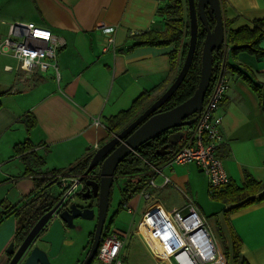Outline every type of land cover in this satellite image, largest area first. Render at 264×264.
I'll use <instances>...</instances> for the list:
<instances>
[{
	"label": "crops",
	"instance_id": "1",
	"mask_svg": "<svg viewBox=\"0 0 264 264\" xmlns=\"http://www.w3.org/2000/svg\"><path fill=\"white\" fill-rule=\"evenodd\" d=\"M220 4L225 30L252 27L255 20L264 18V0H220ZM160 7L158 0H0V43L9 23L30 21L65 41L57 53V74L54 70L8 74L12 71H5V65V75L0 68V167L6 162L10 165L0 168V210L2 202L17 207L27 203L34 191L32 176L24 173L21 157L14 153L15 144L30 139L32 151L44 161L37 168L39 173L65 170L110 139L109 117L130 108L144 92L153 97L170 85L175 75L170 74L169 52L174 46L136 45L135 40L147 31L164 29ZM260 47L264 48V38ZM239 71L260 85L264 94V56L244 51L233 56L227 50L228 89L218 109L223 139L217 154L229 181L238 186L245 174L264 180V105ZM26 113L36 120L29 133L23 123ZM182 139L174 141L176 149ZM145 171L148 181L151 174ZM162 172L170 183L163 185L159 175L155 187L147 188L146 182L143 189L152 195L159 189L174 191L167 187L174 185L192 193L197 186L195 175L207 180L192 163L164 166ZM130 192L126 193L129 199L133 197ZM137 203L127 211L132 212ZM154 204L168 211L185 206H169L157 199L145 210ZM218 204L208 213L196 206L207 220L223 264H235L234 239L240 241L242 258L250 264H264V201L235 210L231 209L236 204ZM16 222L10 214L0 223V264L9 260L6 248L15 238ZM68 244L69 240L63 242Z\"/></svg>",
	"mask_w": 264,
	"mask_h": 264
},
{
	"label": "built area",
	"instance_id": "2",
	"mask_svg": "<svg viewBox=\"0 0 264 264\" xmlns=\"http://www.w3.org/2000/svg\"><path fill=\"white\" fill-rule=\"evenodd\" d=\"M169 0H158L160 6ZM105 31L111 32L112 28L101 26ZM112 44V36L108 38ZM65 44L64 39L56 36L48 28L41 27L34 22H13L8 24V31L0 43V53L10 54L17 62V71L27 74L41 73L54 70L57 74V53ZM224 54L227 57V48ZM5 71H13L12 66H5ZM228 89L226 75V62L223 60L219 67L202 109L196 120L191 125L176 128L183 131L181 146L163 163L151 164L144 160L148 166L150 179L147 188L155 187L154 179L163 177V185L171 182L163 174L164 166L195 164L208 180L212 189H217L229 182L224 170L222 160L217 154L222 142L221 122L218 109L225 98ZM99 125L98 121H94ZM97 148V145H95ZM78 175L57 174V184L62 189L60 197L63 203L68 204L80 191L81 182ZM130 196L132 193H129ZM140 195L148 198L151 196L146 188ZM186 195V194H185ZM188 201L183 209L168 211L162 206L154 204L148 207L135 231L147 245L152 255L171 264H223L213 235L206 218L201 214L194 201L186 195ZM157 205V206H156ZM131 212V210H129ZM148 239H153L162 249L151 248ZM123 240L116 230L108 229L102 236L96 258L103 264H123L121 252Z\"/></svg>",
	"mask_w": 264,
	"mask_h": 264
},
{
	"label": "trees",
	"instance_id": "3",
	"mask_svg": "<svg viewBox=\"0 0 264 264\" xmlns=\"http://www.w3.org/2000/svg\"><path fill=\"white\" fill-rule=\"evenodd\" d=\"M158 14L163 17L164 29L162 31L150 30L138 35L136 45L147 46H169L174 48L169 52L170 60V74L175 75L181 67L184 57L186 55L189 39V16L187 8V0H169L167 4L161 6ZM208 25L212 29L215 25V18L206 13ZM227 27V22H226ZM205 37V29L200 21H198L197 43L194 52V57L190 69L176 90V92L161 106L160 110L164 111L170 109L187 98H189L197 88L200 70H201V51L203 40ZM264 38V18L255 20L252 27L244 26L235 30L226 28L224 45L219 50H213L212 57V74L210 84L206 91L204 101H206L211 90L214 77L221 66L223 60L226 62L224 54V47L230 49V52L235 56L238 52H247L260 58L264 56V48L260 47V42ZM239 75L252 86V88L261 95L262 103L264 105V94H261L260 85L253 82V80L241 71L237 72ZM149 93L144 92L136 100L133 101L130 108L120 111L118 114L109 117L106 120L107 128L109 130V137L121 131L128 123H130L147 105L151 102ZM194 115L188 117L191 118ZM26 132L36 124V120L31 113H26L23 117ZM177 129L165 131L160 135L141 144L134 152L125 157L115 170L117 177H126V185L122 189L123 199L120 206L125 204L127 192L131 193L141 191L146 185L149 174L145 171L148 166L144 164V160L151 164H160L167 160L177 149L176 144L169 139V137L176 132ZM165 147V148H164ZM15 155L21 157L24 164V173L32 176L34 181V191L28 198L27 203L17 207L10 206L5 202L1 203L0 223L2 220L10 215L16 216V235L15 240L20 241L37 219L48 209H50L59 199L60 196H55L48 193L46 189L49 185L57 182V174L65 175H82L88 166L92 155L86 156L69 168L65 170H52L48 173H39L37 168L43 165V159L36 155L32 149L33 144L29 138L23 142L17 143L13 147ZM168 150V151H166ZM63 172V173H62ZM140 175L137 180H133V176ZM130 188V189H129ZM221 188V189H220ZM219 189V190H218ZM215 193L214 197L220 199L227 204H236L231 210L249 206L256 202L264 201V180L256 181L250 175H244V183L240 186L234 182L212 189ZM218 190V191H217ZM79 196L80 193H77ZM113 221H110V223ZM110 228V224L106 226V230ZM233 261L235 264H250L246 259L240 256V241L234 239L233 241ZM96 258V255L94 259ZM93 259V260H94ZM92 263V262H91Z\"/></svg>",
	"mask_w": 264,
	"mask_h": 264
},
{
	"label": "water",
	"instance_id": "4",
	"mask_svg": "<svg viewBox=\"0 0 264 264\" xmlns=\"http://www.w3.org/2000/svg\"><path fill=\"white\" fill-rule=\"evenodd\" d=\"M189 16V39L186 55L182 65L170 85L139 113L121 131L112 134L111 138L100 145L92 154L85 171L80 175L87 190L83 197L92 195L98 198V212L80 208L74 202L63 203L59 197L57 202L45 211L20 241L12 240L6 248L9 256L7 264H50V259L60 252L66 238L65 228L74 227V219L93 220L96 226L91 246L81 264H91L99 243L103 223L107 216L110 191L114 181L117 165L141 144L181 126L191 125L199 115L212 74L213 50H219L224 45L226 30L224 28L220 0H187ZM206 13L215 18V25L210 29ZM198 21L205 29V37L201 51L200 78L194 93L180 104L161 111V106L176 92L186 77L196 49ZM193 117L189 118L190 116ZM183 136V131L177 130L169 139L173 142ZM165 148V147H164ZM99 167L98 181L90 177V171ZM56 196V195H55ZM44 244V246H42Z\"/></svg>",
	"mask_w": 264,
	"mask_h": 264
},
{
	"label": "rangeland",
	"instance_id": "5",
	"mask_svg": "<svg viewBox=\"0 0 264 264\" xmlns=\"http://www.w3.org/2000/svg\"><path fill=\"white\" fill-rule=\"evenodd\" d=\"M184 41L187 42L188 38H185ZM5 65H10L13 68L12 73L8 74L16 73L18 62L10 54H3L2 58L0 59V68L3 72V68ZM159 95L160 93L156 96L154 95L151 98V102ZM9 166V162H6L5 164L2 163V167L0 168H6ZM95 170L98 171L99 167L97 166ZM138 178L139 175L133 176V180H137ZM195 179L197 180V186L195 188L196 190L192 193H189L184 187H180L181 189L178 190V188H176L174 185L167 186L171 189H174V191L170 190L169 192H167L165 190L159 189L156 191V193H153L148 198H145L144 196L140 195L139 191H136L133 192L132 198L126 200L125 207H122L120 206V203L123 199L122 189L126 185L125 178H114L110 191L106 226L110 224V229L118 231L121 235V238L123 240V249L121 252L123 264H167L166 261L154 257L143 240L138 235L131 233L135 231L145 208L153 201L161 199L165 202L170 203L169 206L173 205L181 207L188 201V198L186 197L187 195L194 201L196 205H200L204 209L205 213H208V210L213 208L215 205H219L218 203H220L221 200L212 197L214 191L212 190V188H210L208 180H206L202 175H195ZM156 182H158V180H156ZM46 191L48 193L52 192V194H55L56 196H60L62 189L59 187L57 182H54L48 186ZM79 201L80 196L75 195L71 202L77 203ZM136 202H138L136 208L133 209L131 213L128 212L127 207H129L130 204H135ZM112 218L113 221L110 223ZM74 223L75 227L68 230L67 237L64 239V241L69 240L70 244L63 245L62 243L60 252L56 257L50 259V264H77V261L82 259L85 251L88 250V236L93 231L95 222L93 220L75 219ZM105 233L106 230H104L103 235ZM147 244L151 248L157 245V247L162 249V245H160L159 243L156 244L153 239H148ZM42 246H44V244H42ZM91 264L103 263L95 258Z\"/></svg>",
	"mask_w": 264,
	"mask_h": 264
},
{
	"label": "flooded vegetation",
	"instance_id": "6",
	"mask_svg": "<svg viewBox=\"0 0 264 264\" xmlns=\"http://www.w3.org/2000/svg\"><path fill=\"white\" fill-rule=\"evenodd\" d=\"M90 177L89 178H93V179H95L96 181H98L99 179H98V177L96 176V174H98V171H96L95 170V168L92 170V171H90ZM86 190H87V187L84 185V183L83 182H81V189H80V191L78 192V193H80V201L79 202H77V203H75L77 206H79L80 208H90V209H93L94 210V214H95V216L97 215V212H98V198H97V196H93L92 195V192H91V190H89V194H90V197H83V195L85 194V192H86ZM77 195V194H76ZM71 203V202H70ZM107 217V216H106ZM78 219H81V218H78ZM75 220V219H74ZM93 221L95 222V225H94V229H93V231L89 234V239H88V244H87V247H88V250H89V248H90V246H91V243H92V239H93V233H94V230H95V226H96V217H95V219H93ZM74 222V221H73ZM74 225H75V223H74ZM75 227V226H74ZM74 227H72V228H74ZM72 228H65V234H66V237H67V232H68V230L69 229H72ZM104 230H106V218H105V221H104V223H103V228H102V232H101V236H100V240H101V238H102V235H103V233H104ZM107 231V230H106ZM85 247V246H84ZM87 247H86V249H87ZM88 250L87 251H85V253H84V255H83V258L82 259H80V260H78L77 261V264H81L82 262H83V260H84V258L86 257V255H87V253H88Z\"/></svg>",
	"mask_w": 264,
	"mask_h": 264
}]
</instances>
